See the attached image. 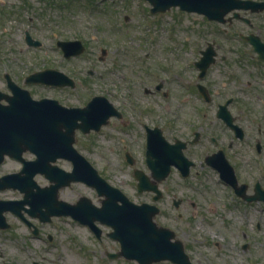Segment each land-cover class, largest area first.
<instances>
[{
    "label": "flooded vegetation",
    "instance_id": "af4514ba",
    "mask_svg": "<svg viewBox=\"0 0 264 264\" xmlns=\"http://www.w3.org/2000/svg\"><path fill=\"white\" fill-rule=\"evenodd\" d=\"M200 15L214 23L216 30L228 34L224 37L235 39L223 41L215 36L202 41L174 40L171 34L162 43L149 41L151 46H162L164 53H172L171 62L166 67L157 63L140 65L138 72L147 78L143 83L138 82L136 95L125 82V100L121 99L119 105H110L112 112L103 126L115 123L121 129L128 128V114H131L137 125L134 135L137 145L134 150L132 144L129 147L124 144L120 151L123 149L125 159L126 155L130 156L131 165L138 152L145 169L136 168L147 174H150L145 162L148 134L161 135L165 151L181 154L185 158L183 164L188 165L186 177L177 165H171L170 172L176 171L184 179L194 176L199 182L202 177L210 179L215 175L223 185L221 189L211 183L189 184L190 191L198 197L197 191L201 199L173 195L170 200L162 201L163 189L158 184L162 197L156 202L152 201L153 193L149 191L151 200L130 201L137 205L154 203L159 209L155 220L157 216L163 219V223L156 222L174 232L171 247L177 252L181 247L179 256L151 264H264V8L232 10L221 21ZM26 33L30 34L26 30L23 41L30 46ZM206 50L211 54L198 65ZM62 56L69 59L78 55L66 57L62 51ZM206 61H210L208 66H204ZM158 70L164 77L159 76ZM62 72L71 82L65 78L60 84L33 82L28 79L29 72L1 73L0 91L5 93L1 102L7 103V98L13 97L16 103L22 101L19 96L29 95L35 100H54L56 106L79 107L74 103L78 97L76 74ZM174 83L181 87L178 93L174 92ZM10 85L18 88V93L14 94ZM95 96L103 95H93L90 99ZM140 100L146 101L142 109L138 106ZM63 113V109L56 113L60 121H64ZM221 163L232 171L234 183L222 177ZM36 175L45 181H36L38 185L46 186V178ZM24 215L35 221L28 227L21 220L29 229L37 230L35 235L49 223L29 216L26 211Z\"/></svg>",
    "mask_w": 264,
    "mask_h": 264
},
{
    "label": "rangeland",
    "instance_id": "374dc122",
    "mask_svg": "<svg viewBox=\"0 0 264 264\" xmlns=\"http://www.w3.org/2000/svg\"><path fill=\"white\" fill-rule=\"evenodd\" d=\"M149 8L146 0H0V74L5 71L30 73L46 67L59 69L76 74L78 97L74 103L78 106L84 105L93 95L106 96L116 106L121 99L125 100L123 87L126 81L129 91L136 95L138 82L147 78L138 72L140 65L157 63L166 67L171 62L172 53H164L162 46H151L149 41L162 43L168 41L171 34L174 40L202 41L215 36L223 41L235 39L224 37L228 34L216 30L215 24L200 14L181 11L178 7L152 14ZM26 30L40 41V46L25 45ZM68 39L81 40L85 49L80 55L65 59L56 41ZM157 72L164 77L160 70ZM2 82L0 75V87ZM173 86L175 93L181 90L175 83ZM138 102L139 108L145 107L146 101ZM159 102L162 103L161 98ZM130 115L129 127L125 129L111 123L97 132L82 134L77 131L74 145L130 200L149 201L151 193L138 192L132 174L136 167L145 169L143 157L135 152V163L129 165L122 154L123 149L120 151L124 144L126 147L132 144L134 150L137 145L134 139L137 125ZM24 158L31 159L33 155L26 152ZM56 164L65 170L71 168V163L65 159H57ZM20 166L17 160L5 157L0 164V175L17 171ZM35 179L38 183L45 182L42 176L36 175ZM208 183L223 188L215 175L210 179L202 177L199 182L194 176L184 179L172 171L160 183L162 201L170 200L173 195L201 199L199 193L195 191L197 197L188 186ZM81 195L100 205L101 197L83 182H74L59 190V198L71 203ZM20 197L18 190H0L1 199ZM5 217L10 227L0 229V264H32L33 261L38 264H137L122 257H107L108 252L118 250L119 243L108 236L111 228L104 224L98 223L102 230L98 239L87 225L69 216H58L34 235L32 229L11 212H6ZM156 220L163 223L161 217L157 216Z\"/></svg>",
    "mask_w": 264,
    "mask_h": 264
},
{
    "label": "water",
    "instance_id": "95a60500",
    "mask_svg": "<svg viewBox=\"0 0 264 264\" xmlns=\"http://www.w3.org/2000/svg\"><path fill=\"white\" fill-rule=\"evenodd\" d=\"M148 1L152 5L151 12L179 6L182 10L204 13L209 19L220 21L224 20L223 16L234 8L253 10L264 8V2L252 0ZM234 15L237 14L234 13ZM26 41L30 45H39V42L32 40L29 34L26 35ZM57 44L66 57L79 54L84 49L79 40L58 41ZM210 54L209 50L204 51L203 57L197 64H203V59ZM209 62L206 61L204 66H208ZM63 78L71 82L62 72L53 69L37 71L28 77L31 81L49 84H60ZM10 86L14 94L18 93V88ZM3 96L5 95L0 92V99ZM19 97L22 98L20 102L15 103L13 97H10L7 98L9 101L7 105L0 103V163L5 155L22 163L18 172L0 176V189L18 188L23 192V198L0 199V228L9 226L3 215V212L7 210L25 221L22 209L40 221H50L52 215H70L81 223L87 224L97 236L100 235V229L95 224V220L112 228L108 235L119 241L120 248L116 252L108 253L110 258L123 256L127 259H136L140 264H150L153 261L174 258L181 254V247L179 252L171 247L174 232L153 220L159 210L158 207L148 203L140 205L131 203L120 189L111 186L103 179L73 146L76 128L88 132L91 128L98 130L100 125L106 122L112 111L111 104L105 98L94 97L82 108H65L56 106L54 100L36 101L28 95ZM58 109H63L64 121H60L56 115ZM160 136L154 137L150 134L148 136L146 161L154 180H150L140 170L134 172L138 180V191L156 192L153 196L154 200L161 196L157 182L168 175L172 164L182 168L183 176L188 174V165L183 164L185 158L181 154L167 153ZM26 150L33 152L36 157L32 160L24 159L22 153ZM57 158L70 160L71 171L53 164ZM224 164H220V167L224 168L222 177L234 183L232 171ZM36 173H42L49 180V184L40 187L33 179ZM72 181H83L95 187L98 195L104 196L101 205H94L85 196L80 197L75 203L58 199V190ZM25 204L28 207H25ZM33 232L36 233L37 230L34 229Z\"/></svg>",
    "mask_w": 264,
    "mask_h": 264
}]
</instances>
